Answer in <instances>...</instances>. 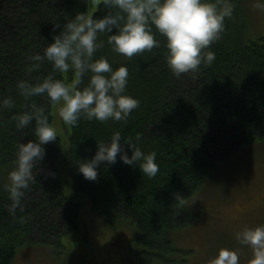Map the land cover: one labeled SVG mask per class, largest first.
<instances>
[{
  "label": "trees",
  "instance_id": "trees-1",
  "mask_svg": "<svg viewBox=\"0 0 264 264\" xmlns=\"http://www.w3.org/2000/svg\"><path fill=\"white\" fill-rule=\"evenodd\" d=\"M233 14L210 48L212 64H201L195 72L176 77L165 61V38L158 47L127 57L114 52L106 42L96 57L106 56L113 68L126 64L127 91L139 99L127 120L105 121L81 118L77 125L63 122L69 134L63 154L73 178L74 190L87 194L108 225L134 226L135 242L143 250L136 255L149 263H171L180 252L173 236L194 219L185 207L204 193L209 175L240 148L264 140V34L256 29L249 6L264 0H231ZM89 0H0V263L8 264L22 246L35 238L59 243L67 231L79 229L82 204L71 201L58 173V142H48L46 155L33 169L34 180L25 190L22 207L13 213L4 185L13 167L17 145L35 139L34 123L16 127L13 113L27 110L31 101L46 106L53 123L52 105L44 95L25 99L17 88L20 80L32 82L53 72L51 62L28 71L30 57L43 54L65 19L77 11H89ZM106 9L101 1L95 15ZM115 30V29H114ZM71 82L69 73H56ZM86 74L81 87L87 83ZM11 98L10 105H3ZM116 131L131 155L128 143L145 152H156L159 165L153 177L143 175L138 165L118 159L102 162L96 180L85 179L77 161L91 158L98 142H107ZM50 170L55 175H50ZM183 197L181 205L176 199ZM186 213L188 218H186ZM196 217V216H195ZM168 257V258H167ZM171 261V262H170Z\"/></svg>",
  "mask_w": 264,
  "mask_h": 264
},
{
  "label": "clouds",
  "instance_id": "clouds-1",
  "mask_svg": "<svg viewBox=\"0 0 264 264\" xmlns=\"http://www.w3.org/2000/svg\"><path fill=\"white\" fill-rule=\"evenodd\" d=\"M106 9L102 16L91 11H77L66 18L63 26L54 23L60 30L52 33L43 54L30 57L33 61L28 71L40 68V62H51L49 72L35 82L20 80L17 88L27 100L44 95L49 104L58 107L59 117L68 125H77L81 118L105 121L127 120L139 99L127 91L129 69L126 64L113 68L106 56L96 57V50L106 42L111 49L132 57L145 50H152L161 43L157 33L165 38V61L171 72L180 77L195 73L201 64H212L215 52L210 45L220 38L225 19L233 14L231 0H103ZM115 29V30H114ZM71 72V82L56 73ZM88 75L87 83L81 82ZM5 98L3 105H10ZM18 129L34 123L35 139L21 141L17 145L13 167L7 174V191L11 212L22 207L25 190L34 180L33 169L46 155L45 145L55 141L58 129L50 121L46 106L34 100L23 112L13 113ZM131 155L121 143V133L116 131L107 142H98L91 158L77 161L78 171L88 180L98 178L102 162L116 163L119 159L129 165H138L143 175L153 177L159 170L156 152H145L128 143ZM50 175H55L50 170ZM176 199L182 205L183 197ZM240 244L251 249L247 264H264V224L245 226L236 234ZM207 264H240V253L235 248L221 247Z\"/></svg>",
  "mask_w": 264,
  "mask_h": 264
},
{
  "label": "rangeland",
  "instance_id": "rangeland-1",
  "mask_svg": "<svg viewBox=\"0 0 264 264\" xmlns=\"http://www.w3.org/2000/svg\"><path fill=\"white\" fill-rule=\"evenodd\" d=\"M101 1L89 0V11H97ZM248 11L256 29L264 34V4L249 6ZM52 117L60 139L58 173L66 185V195L82 204L79 229L65 232L59 243L35 238L8 264H164L149 263L136 255L137 249H143L135 242V227L108 225L89 196L72 188L73 178L63 156L70 138L57 106L52 107ZM203 190L185 207L194 219L184 218L185 224L173 236L181 253L165 264H207L221 247L237 249L240 264H247L251 249L240 244L236 234L245 226L264 224V140L240 148L220 163Z\"/></svg>",
  "mask_w": 264,
  "mask_h": 264
}]
</instances>
